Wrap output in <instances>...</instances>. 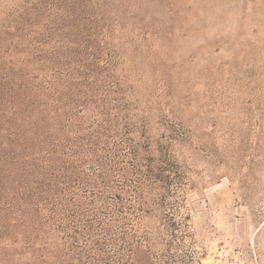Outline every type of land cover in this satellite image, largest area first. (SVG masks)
<instances>
[{"label":"trees","instance_id":"obj_1","mask_svg":"<svg viewBox=\"0 0 264 264\" xmlns=\"http://www.w3.org/2000/svg\"><path fill=\"white\" fill-rule=\"evenodd\" d=\"M88 3L34 0L10 59L0 45V264H201L188 182L153 151Z\"/></svg>","mask_w":264,"mask_h":264},{"label":"rangeland","instance_id":"obj_2","mask_svg":"<svg viewBox=\"0 0 264 264\" xmlns=\"http://www.w3.org/2000/svg\"><path fill=\"white\" fill-rule=\"evenodd\" d=\"M33 1L0 0L7 60ZM84 2L111 24L153 151L171 147L188 182L179 202L201 264H264V0Z\"/></svg>","mask_w":264,"mask_h":264}]
</instances>
